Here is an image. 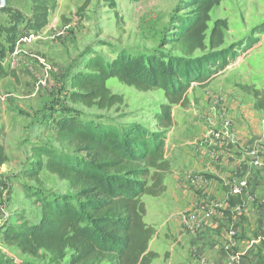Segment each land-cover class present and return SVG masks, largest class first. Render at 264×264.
<instances>
[{
	"label": "trees",
	"instance_id": "trees-1",
	"mask_svg": "<svg viewBox=\"0 0 264 264\" xmlns=\"http://www.w3.org/2000/svg\"><path fill=\"white\" fill-rule=\"evenodd\" d=\"M105 1L117 7V0ZM223 1L182 0L179 7L185 13L175 16L173 30L163 41L179 55L163 51L133 54L123 48L111 61L94 53L85 69L72 74L68 100L73 104L99 109L122 104L123 96L108 86L111 78L143 91L163 89L171 104H164L156 114L158 130L138 122L118 126L60 112L55 123L61 148L33 144L32 162L24 176L41 183L46 170L68 181L75 193L47 195L28 187V196L41 206V219L31 223L21 217L17 224L0 227L3 244L24 255L47 258L45 264L153 263L159 256L149 249L155 229L144 220L147 209L142 196L158 195L166 189L162 172L169 167L165 128L173 121L171 106L186 98L191 85L204 83L226 69L241 48L240 43L224 46L226 20H216L210 26L212 10ZM90 2L85 0L80 9ZM57 6L58 0H32L31 16L8 5L1 10L10 23L0 25V37L5 39V43L0 41V72L17 38L27 30L46 28ZM253 95L255 107L264 112L263 92L256 90ZM8 161L0 142V166ZM229 202L235 204L231 197ZM15 263L0 249V264Z\"/></svg>",
	"mask_w": 264,
	"mask_h": 264
},
{
	"label": "rangeland",
	"instance_id": "rangeland-1",
	"mask_svg": "<svg viewBox=\"0 0 264 264\" xmlns=\"http://www.w3.org/2000/svg\"><path fill=\"white\" fill-rule=\"evenodd\" d=\"M84 1L58 0V6L51 14L50 23L43 29L44 32L38 31L36 41L24 46L25 51L33 52L36 56L24 51V70L21 75H18L20 71L17 73L11 70L8 62L6 66H2L0 140L6 147L9 161L0 166V227L17 224L21 217L31 223L40 221L41 206L35 198L28 196V187L31 188L30 191L37 189L47 195L75 193L68 181L61 180L46 170L42 172L41 183L29 181L24 176L32 162L33 144L48 143L57 149L61 148L55 123L60 112L78 113L84 119L118 126L138 122L152 130H158L156 114L164 104H171L163 89L143 91L122 83L117 78L109 79L108 86L113 93L123 96V103L111 109L89 108L68 100L72 74L85 69L87 60L94 53L111 61L123 48L133 54L150 55L157 51L180 54L172 50L171 46L164 45L163 41L173 30L175 16L185 13L179 7L183 5L182 0H117L116 8L110 7L105 0H91L89 6L81 10ZM21 2L24 8L29 4V0H20ZM3 13L4 11H0V25L9 24V19L3 17ZM216 20H226L228 24L224 46L240 43L244 50L237 49L238 55L226 69L204 83H194L182 102L172 104L173 121L165 128V158L169 167L162 174L166 189L158 195H143L142 201L146 207L168 192L171 184L167 180L171 182L175 157L185 154L191 143L197 147L207 146L216 153L221 148V142L229 141L238 146L239 139L233 133L231 123L232 111H240L241 99L236 96L246 98L253 106L256 102L254 92L259 90L264 94V0H224L211 12V28ZM3 36L0 41L5 43ZM246 44L251 47H246ZM41 61H46L50 67L51 87L41 93L30 94L35 75H30L26 67L34 66V72L39 73L44 70ZM225 94L230 99L224 98ZM211 96L212 101L209 100ZM236 101L239 104L231 106ZM5 111L11 112L17 119L14 122L8 121ZM227 130L232 135H226ZM203 132V138L200 139ZM197 193L207 200L208 192ZM261 229L264 228H260L259 237L264 236V230ZM171 238L175 237L167 236L168 241ZM170 243H165L169 244V248L162 261L154 264L180 263V258L175 263L172 262ZM0 249L13 257L15 264L25 261L45 264L48 261L47 258L21 254L16 247L3 244L2 237ZM181 250L186 257V262L182 263L187 264L190 261V251L186 248ZM69 257L70 253L66 263Z\"/></svg>",
	"mask_w": 264,
	"mask_h": 264
},
{
	"label": "crops",
	"instance_id": "crops-1",
	"mask_svg": "<svg viewBox=\"0 0 264 264\" xmlns=\"http://www.w3.org/2000/svg\"><path fill=\"white\" fill-rule=\"evenodd\" d=\"M8 6L18 8L26 16H31L32 0H29L26 8L22 7L20 0H10ZM3 14V17L9 19L6 13ZM25 53L36 56L33 52ZM18 70V75H21L24 68L21 66ZM26 70L34 75L30 66ZM224 98L230 99L227 94ZM236 98L241 99L240 111H232L231 123L233 133L240 140L238 146L230 144L229 141L221 142V148L216 153L207 146L197 147L191 143L185 154L175 157L171 182L167 180L171 184L168 192L164 197L147 205L144 220L155 228L149 249L159 254L152 264L162 261L166 249L169 248L166 242H171V260L174 263L179 258V264L186 262L181 250L186 248L190 251L192 264H229L230 259L228 253L223 251V245L228 240L226 229L236 225L240 232L233 251L241 256L240 264L264 263V241L254 242L259 237L260 228H264V171L251 167L247 154L249 146L259 144L264 147V112L258 110L255 104L251 106L246 98ZM209 100L212 101V96ZM234 104L231 106L234 107L239 102ZM10 113L5 111L8 121L14 122L17 118ZM203 135L204 132L200 139ZM245 177L250 184L249 196H232L231 184ZM199 191L208 192L207 200L198 195ZM230 197L235 204L229 202ZM208 205L216 208L211 214L207 213ZM188 214H195L197 219L185 226L181 218ZM170 235L175 238L168 241L167 236ZM190 261L187 264H191Z\"/></svg>",
	"mask_w": 264,
	"mask_h": 264
},
{
	"label": "built area",
	"instance_id": "built-area-1",
	"mask_svg": "<svg viewBox=\"0 0 264 264\" xmlns=\"http://www.w3.org/2000/svg\"><path fill=\"white\" fill-rule=\"evenodd\" d=\"M8 5V0H0V11L3 10ZM39 37V32L37 30H27L23 33L20 37L17 38L15 47L13 51H9L7 56L3 60V65L6 66V63H9V68L13 71H19L20 67L22 66L23 59L22 55L24 54V46L36 41ZM10 58V59H9ZM44 65V70L40 71L39 73L34 72V67L30 66V69L34 72L35 82L31 86L29 93L30 94H38L48 87H51L50 84V73L49 66L46 64V61H41ZM229 125V124H228ZM227 125V126H228ZM226 135H232L228 132H225ZM247 154L250 158L251 167L259 170L264 171V147L257 144L253 146H249L247 148ZM249 181L247 177L241 178L237 181H234L230 186V194L232 196L238 197H246L249 196ZM1 189V186H0ZM216 209L214 206L208 205L207 213L211 214L212 210ZM197 216L192 214L191 216H182L181 220L185 226H188L192 221L196 220ZM228 240L223 245V251L228 253V257L230 259L229 264H240L241 256L233 251V248L237 242V238L239 235V228L238 226H231L230 228L226 229ZM264 236H260L256 238L254 242H261L264 241ZM233 252V253H232ZM205 264H213V263H206Z\"/></svg>",
	"mask_w": 264,
	"mask_h": 264
}]
</instances>
